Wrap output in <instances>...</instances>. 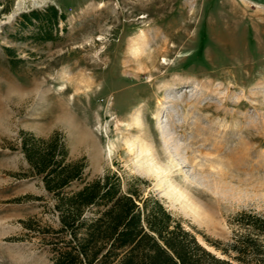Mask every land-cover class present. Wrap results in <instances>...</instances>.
Instances as JSON below:
<instances>
[{
	"label": "rangeland",
	"instance_id": "1",
	"mask_svg": "<svg viewBox=\"0 0 264 264\" xmlns=\"http://www.w3.org/2000/svg\"><path fill=\"white\" fill-rule=\"evenodd\" d=\"M51 7L37 39L24 15ZM55 131L86 164L70 189L115 173L228 258L210 243L264 217V0H0V264H55L21 223L58 226L20 148Z\"/></svg>",
	"mask_w": 264,
	"mask_h": 264
},
{
	"label": "trees",
	"instance_id": "2",
	"mask_svg": "<svg viewBox=\"0 0 264 264\" xmlns=\"http://www.w3.org/2000/svg\"><path fill=\"white\" fill-rule=\"evenodd\" d=\"M49 12L24 15L21 24L35 19L39 25L35 37L53 39L51 28L63 14L55 7ZM20 148L30 172L40 177L54 200L58 226L34 228L31 218L21 223L26 229H37L51 245L55 264H264V217L249 216L244 225L251 231L228 247L210 243L228 256L220 257L199 243L157 199H141L132 188L123 191L115 173L70 189L83 179L86 164L83 159L68 161L59 132L46 138L22 132Z\"/></svg>",
	"mask_w": 264,
	"mask_h": 264
},
{
	"label": "bare ground",
	"instance_id": "3",
	"mask_svg": "<svg viewBox=\"0 0 264 264\" xmlns=\"http://www.w3.org/2000/svg\"><path fill=\"white\" fill-rule=\"evenodd\" d=\"M141 151L142 152H144L145 154H147L150 158H149V160H150V163L152 164V166H154V167H156V164L157 163H154L153 162V160H154V155H153V152H152V150H151V148H150V146H145V147H142L141 148ZM155 165H154V164ZM153 167V168H154ZM160 168V167H159ZM156 170H157V168H155ZM180 191V190H179ZM188 209V208H187ZM186 209V210H187ZM189 209L191 210V212H193V213H195V214H197L198 216H201V214H200V209L196 206V205H190L189 206ZM203 211H205V210H203ZM208 213V212H207ZM210 213V212H209ZM208 213V214H209ZM206 214V213H205ZM204 213H203V217H204V215H205ZM197 216V217H198ZM200 220V219H199ZM208 223V222H207Z\"/></svg>",
	"mask_w": 264,
	"mask_h": 264
}]
</instances>
